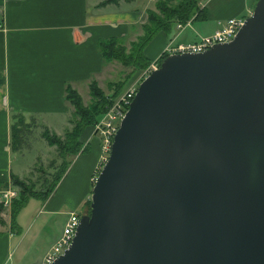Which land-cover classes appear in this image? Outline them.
<instances>
[{
  "label": "water",
  "instance_id": "95a60500",
  "mask_svg": "<svg viewBox=\"0 0 264 264\" xmlns=\"http://www.w3.org/2000/svg\"><path fill=\"white\" fill-rule=\"evenodd\" d=\"M53 264H264V0L138 86Z\"/></svg>",
  "mask_w": 264,
  "mask_h": 264
},
{
  "label": "crops",
  "instance_id": "0c3cea01",
  "mask_svg": "<svg viewBox=\"0 0 264 264\" xmlns=\"http://www.w3.org/2000/svg\"><path fill=\"white\" fill-rule=\"evenodd\" d=\"M104 1L0 0V191L8 187L12 177L22 174L13 168L11 160L10 126L14 117H22L25 122L35 117L45 118L46 122L49 119L52 126L45 128L52 132L61 121L59 129L70 116L66 87L75 89V83H89L104 69L98 42L109 38H125L127 43L135 41L141 35V25L146 23V11L154 9L152 0H120L109 4ZM256 2L207 0L200 21L189 23L180 31L174 29L168 36L159 33L146 46L144 55L150 64L158 62L172 39L175 44H182L210 35L219 24L250 15ZM188 28L189 34L183 37ZM79 142L85 153L73 158L46 200H36L41 204L38 213L68 217L79 208L85 213L101 149L93 126L83 131ZM10 206L5 208L9 220ZM22 210L15 219L17 231L10 228V221L2 225L6 229L0 230V264H6L11 255L10 242L18 232Z\"/></svg>",
  "mask_w": 264,
  "mask_h": 264
},
{
  "label": "trees",
  "instance_id": "16d2710c",
  "mask_svg": "<svg viewBox=\"0 0 264 264\" xmlns=\"http://www.w3.org/2000/svg\"><path fill=\"white\" fill-rule=\"evenodd\" d=\"M120 0H105V3H117ZM131 2L132 0H123ZM201 0H156L154 9L146 11V23L141 25L142 35L136 41L124 45L125 38H109L98 42V51L103 60V65L118 62L124 68L129 69L127 74L115 82H109L107 88L110 93H103L94 80L90 81L89 95L91 101L85 105L77 92L67 86L65 89V100L73 110L68 123L71 128L63 133L59 138L50 134L47 128H43V139L49 146L55 147L61 163L58 170L52 174V180L47 178L39 183V190H35V184H26L17 177L11 178L12 187L17 189V196L12 199L10 206V228L16 226L17 214L26 206L30 199L44 201L54 191L73 158L85 151L79 142L83 131L93 126L105 113L106 109L120 96L127 87L129 80L137 74L143 73L150 65L149 60L144 55L146 46L159 34L169 35L177 25L186 26L189 23L200 21L205 14V8L199 5ZM165 58L162 56L158 64ZM10 126V146L18 151L23 141L24 129H27L22 117L16 116ZM19 189V190H18ZM90 203V202H89ZM3 206L0 205V211ZM0 224H3L0 219Z\"/></svg>",
  "mask_w": 264,
  "mask_h": 264
},
{
  "label": "rangeland",
  "instance_id": "374dc122",
  "mask_svg": "<svg viewBox=\"0 0 264 264\" xmlns=\"http://www.w3.org/2000/svg\"><path fill=\"white\" fill-rule=\"evenodd\" d=\"M155 1L156 0H152V3H155ZM204 1L205 0H201L199 2V5L201 6ZM248 16L249 15H246V17ZM246 17L243 18V21L244 19H246ZM183 27L184 26H182V28ZM175 29L177 30V27ZM188 34L189 28L186 29L185 33L182 36L187 37ZM136 40L137 37L135 41ZM124 45H128L127 40H125ZM128 72L129 69L124 68L120 63L113 61L112 63L105 65L103 71L99 75L93 76L91 81L94 80V82L97 84V87L103 93L108 94L110 92L107 88V84L109 82L118 81L123 77L124 74H127ZM143 73L134 75L127 83L126 89L132 84L138 82L140 83L142 81ZM89 85L90 81L89 83H75V85L73 86L75 88L74 90L77 92V94H79L82 102L85 105L89 104V102L91 101L89 95ZM72 110V106L69 105V114H71ZM68 117L70 119L69 115ZM34 119L35 120L33 121L32 119H28L25 122L27 126V129H24L25 136L23 137L20 149L18 151H15V148L14 150H11V160L13 168H18L22 171V174L17 178H19L26 184H35V190H39L40 181H42L44 178H47L49 181L52 180V174L58 170V167L61 163V158H59L56 148L49 146L46 140L42 137L44 131L43 128L52 126L49 124H52V121H49V119L47 118L48 122H46L45 118L40 117H35ZM60 122L56 127L57 129L54 128V131L56 132L57 130H59L58 133H55L54 131H50L49 133L62 138L63 133L67 129H70L71 126L68 122H63L61 127H65H60L58 129ZM98 174L99 170L97 171L96 176H98ZM40 207V202L32 199L20 213L18 218V232L10 242L11 255L6 264H40L43 261L42 257L45 252L50 251L52 246L60 238L64 225L67 221V216L60 214L53 215L42 211L38 213V208ZM78 212L82 214L84 210L82 208H79ZM88 213L89 201L87 202L86 211L84 214ZM0 219L3 222V224H0L1 226H4V221L6 223L9 221V211L5 208L0 211ZM3 226L0 227V230L6 229V227L4 228ZM14 231L17 230L14 229ZM18 259L19 261H17Z\"/></svg>",
  "mask_w": 264,
  "mask_h": 264
},
{
  "label": "built area",
  "instance_id": "2783aa9c",
  "mask_svg": "<svg viewBox=\"0 0 264 264\" xmlns=\"http://www.w3.org/2000/svg\"><path fill=\"white\" fill-rule=\"evenodd\" d=\"M206 1L207 0L204 1L201 7H204ZM242 25L243 18H233L227 20L223 24H219L218 28L210 35L200 37L197 41L174 44V39H172L164 49L162 56L166 57L172 54L184 53L199 54L207 51L215 45L229 43L236 36ZM178 29L179 31L182 30V26L177 25V31ZM158 66V62L150 64L142 74V80L152 71L156 70ZM140 83L138 82L128 87L120 96L116 98V100L106 109L105 113L93 125L94 133L98 136L100 141L101 155L99 160V171L107 161L113 137L117 132L120 122L124 118ZM96 177L97 176L95 175L92 178V183L95 182ZM7 186V188L0 191L1 203L4 208L9 207L12 199L17 196V191L12 187L11 183H7ZM81 215L82 214L79 212H71L68 215L60 238L52 246L50 251L46 253L42 264H53L55 260L68 249L75 236Z\"/></svg>",
  "mask_w": 264,
  "mask_h": 264
}]
</instances>
